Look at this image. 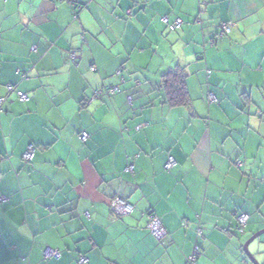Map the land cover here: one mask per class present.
Wrapping results in <instances>:
<instances>
[{"label":"crops","instance_id":"1","mask_svg":"<svg viewBox=\"0 0 264 264\" xmlns=\"http://www.w3.org/2000/svg\"><path fill=\"white\" fill-rule=\"evenodd\" d=\"M176 67L188 103L170 107ZM0 98V264H187L195 248L192 264H248L241 243L264 227V0H0Z\"/></svg>","mask_w":264,"mask_h":264},{"label":"built area","instance_id":"2","mask_svg":"<svg viewBox=\"0 0 264 264\" xmlns=\"http://www.w3.org/2000/svg\"><path fill=\"white\" fill-rule=\"evenodd\" d=\"M161 23L168 29V31L170 32H176L178 31L181 27H182V20L179 18H175L172 22H170L168 17H163L161 19ZM233 26L232 22H228L226 24H224L222 26V31L223 33H229L230 28ZM8 91L12 92L13 89L11 87L8 88ZM106 95H112L114 93H118V89L117 88H112L108 91L105 92ZM96 97L98 96V92H95ZM16 97L20 102L23 103H27L29 101L28 97L23 94L22 92H16ZM209 101L212 102L214 101V98L212 96H209ZM4 99L0 98V111H1V107L4 103ZM88 136L85 133H82L79 137L80 141L85 143L87 140ZM35 153L36 150L33 146H28L27 150L24 152V154L22 155V161L25 164L31 163L35 157ZM176 166V163L174 161V159L172 157H168L165 165H164V170L169 172L171 169H173ZM125 172L128 173H132L133 172V165H129ZM110 210L112 213L116 214V215H129L131 214V212L133 211V207L130 206L129 204H127L126 202L116 199L113 200L110 203ZM248 221V216L244 213H241L237 216V223H238V233L243 234L244 229L246 227ZM150 232L152 233V235L156 238H160L163 235V232L161 230L160 224L158 222V220L155 217H151L149 226H148ZM197 254V248H195V252L194 254L188 258L187 260V264H192L195 260V256ZM60 256L58 251H54V250H45L44 252V259L46 260H51V259H58ZM80 264H86L87 263V259L82 257L79 260Z\"/></svg>","mask_w":264,"mask_h":264},{"label":"trees","instance_id":"3","mask_svg":"<svg viewBox=\"0 0 264 264\" xmlns=\"http://www.w3.org/2000/svg\"><path fill=\"white\" fill-rule=\"evenodd\" d=\"M231 22V21H229ZM228 23V22H226ZM224 23V24H226ZM233 23V22H232ZM221 25V32L222 26ZM230 32V31H229ZM227 35L228 33H223ZM186 73L181 68H174L165 73L162 81L163 99L166 105L170 107L184 106L188 103V94L185 85ZM153 217V216H151ZM150 217V219H151ZM82 258V257H80ZM79 258V260H80ZM86 258V257H84ZM87 259V258H86ZM88 262V260H87Z\"/></svg>","mask_w":264,"mask_h":264},{"label":"rangeland","instance_id":"4","mask_svg":"<svg viewBox=\"0 0 264 264\" xmlns=\"http://www.w3.org/2000/svg\"><path fill=\"white\" fill-rule=\"evenodd\" d=\"M163 49L160 50V52H162L163 54L164 53H168L169 49L166 48V47H162ZM173 53H175L173 51ZM264 186V184H263ZM264 230V227L260 230H258L257 232H255L253 235H255L256 233L260 232ZM252 235V236H253ZM251 238V236L243 241L241 243V246L242 248L241 249V252L243 254V256H245L244 252H243V246L245 245V243ZM248 252L260 263V264H264V234H262L259 238H257L256 240H254L248 247ZM246 258V256H245ZM247 259V258H246ZM247 263L248 264H252L248 259H247Z\"/></svg>","mask_w":264,"mask_h":264},{"label":"water","instance_id":"5","mask_svg":"<svg viewBox=\"0 0 264 264\" xmlns=\"http://www.w3.org/2000/svg\"><path fill=\"white\" fill-rule=\"evenodd\" d=\"M262 234H264V230L256 233L255 235L251 236V238L245 243V245L243 246V252L246 256V258L252 263V264H260L249 252H248V247L249 245L256 240L257 238H259Z\"/></svg>","mask_w":264,"mask_h":264},{"label":"clouds","instance_id":"6","mask_svg":"<svg viewBox=\"0 0 264 264\" xmlns=\"http://www.w3.org/2000/svg\"><path fill=\"white\" fill-rule=\"evenodd\" d=\"M248 222V221H247ZM247 225V224H246Z\"/></svg>","mask_w":264,"mask_h":264}]
</instances>
